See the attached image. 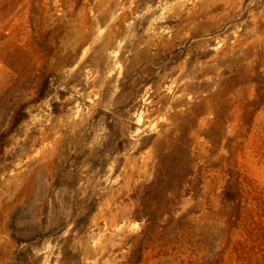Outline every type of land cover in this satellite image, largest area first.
Masks as SVG:
<instances>
[{
	"label": "rangeland",
	"instance_id": "rangeland-1",
	"mask_svg": "<svg viewBox=\"0 0 264 264\" xmlns=\"http://www.w3.org/2000/svg\"><path fill=\"white\" fill-rule=\"evenodd\" d=\"M0 264H264V0H0Z\"/></svg>",
	"mask_w": 264,
	"mask_h": 264
}]
</instances>
